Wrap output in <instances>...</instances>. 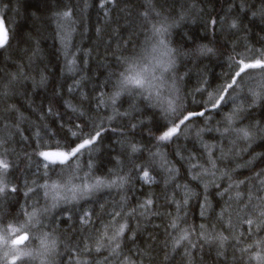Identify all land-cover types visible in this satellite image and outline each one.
Listing matches in <instances>:
<instances>
[{
  "label": "trees",
  "instance_id": "1",
  "mask_svg": "<svg viewBox=\"0 0 264 264\" xmlns=\"http://www.w3.org/2000/svg\"><path fill=\"white\" fill-rule=\"evenodd\" d=\"M0 9L14 37L0 48L9 165L0 227L29 235L23 246L1 237L0 264H261L250 257L264 256V69L234 74L264 54V0H0ZM133 70L152 76L145 87L126 83ZM232 79L235 91L222 93ZM206 107L158 140L181 113ZM94 129L97 146L44 167L40 152L68 151ZM97 180L106 183L89 187Z\"/></svg>",
  "mask_w": 264,
  "mask_h": 264
},
{
  "label": "snow or ice",
  "instance_id": "2",
  "mask_svg": "<svg viewBox=\"0 0 264 264\" xmlns=\"http://www.w3.org/2000/svg\"><path fill=\"white\" fill-rule=\"evenodd\" d=\"M6 6V5H5ZM103 6V5H101ZM3 9H0V12H2ZM62 16L65 18H68L70 16L69 12H64L62 13ZM232 28H237L238 24L236 21H233ZM10 39H14V37L11 35L9 29L6 27L5 21L3 19L2 16H0V48H5V46L11 47L9 41ZM206 51L211 52L212 49L211 48H207ZM239 71L235 72V76L239 77L241 81H243V76L241 75L242 73L244 74H248L245 73V69H256V68H260V69H264V54H261L260 59H256L254 63H245L243 60L240 61V64L238 65ZM126 83L129 84H135L136 86L143 88L145 87V81L143 78V73L140 71H135L133 70L132 75L126 77ZM234 85L238 86L237 80L236 79H232L230 83H228L224 88L221 89L222 93H227L228 89H232L233 91H235ZM116 97L120 96V92H117ZM211 99V98H210ZM226 97L224 94H220L218 95L214 100H212L211 103V107L212 108H218L220 106V103L225 101ZM113 103H115V98L113 99ZM168 107L166 109V111H175V107H174V100L173 101H168ZM210 109H208L207 107L203 110V111H199V112H191L188 114H183L181 113L179 119V123H176L175 121L171 122V126L168 127L166 126L167 130L163 131L162 134L158 137L159 141H170L173 139L174 136H177V134L180 132V125H185L186 121H189L192 119V117L194 116H199V117H204L205 116V112L209 111ZM227 119L229 121L232 120V117L229 116L227 117ZM243 132V135L245 138H247L249 136L248 131L246 130H241ZM73 136L76 135L75 132L72 133ZM102 136V131L101 130H93L92 132H90L88 134L87 138H83L80 137V141L82 142H78L74 147L72 145L68 146V151H59V152H55V153H60L62 154L63 158L60 159H52L50 158V153H54V152H48V151H42L39 153L40 156H42L44 158L45 161H48L49 163H45L44 167H49V164H56L57 162L64 164L65 162H68L70 160V158H78L79 154L81 153L82 150L88 149V148H93L94 146H97L98 141L100 140ZM132 152H137L139 149L137 148L136 145H132L131 147ZM9 165L7 163V161L0 159V169H2L3 171H7ZM143 175H142V179L145 182H152V177L149 175V172L141 169ZM195 179V177H194ZM125 178H121V183L120 186L123 187V183H124ZM106 182L101 181V180H97L96 185L94 186H89V187H98L100 185H104ZM112 184H115V181L112 182ZM106 186H111V185H106ZM7 188V184L4 183L3 180H0V194H3L5 192ZM12 191H15V189L13 188ZM184 203L187 204V200H184ZM146 205L151 206L153 204V201L151 199L147 200L145 202ZM31 215H35V213H31ZM85 216H87V213L85 214ZM261 216L264 217V213H261ZM247 223L249 225H257V221L253 220V219H248ZM173 228H176L177 225L175 223H173L171 225ZM125 228H127V224H122L119 227V230L116 233V236H121L124 233ZM12 231H16V229H12ZM112 239H116V237L114 236ZM187 239V235L185 234L184 236H182L180 238V240H186ZM219 239H221L222 241L225 240V237H220ZM180 240H177L176 243L179 244ZM258 243H264V241L258 242ZM117 248H119V243H117L116 245ZM249 247H252L251 245H249ZM250 259H255L257 261H260L261 264H264V256H261L260 254H257L255 257H250ZM6 262L8 261V257H5Z\"/></svg>",
  "mask_w": 264,
  "mask_h": 264
},
{
  "label": "rangeland",
  "instance_id": "3",
  "mask_svg": "<svg viewBox=\"0 0 264 264\" xmlns=\"http://www.w3.org/2000/svg\"><path fill=\"white\" fill-rule=\"evenodd\" d=\"M150 77H152L151 75H149V76H144L143 75V78H144V81H146L147 79H149ZM46 163H49L48 161H46ZM0 171H1V169H0ZM0 180H2V177L0 176ZM1 195V194H0ZM63 199V201H66V202H71V201H73L74 199L73 198H71V197H68V196H66L65 198L63 197L62 198ZM73 199V200H72ZM58 200H61V197L60 198H58ZM4 232V233H3ZM23 234V232H20V233H12V231H6V230H3L1 227H0V239H1V237H3L4 238V241L5 242H9L10 244H14L15 245V243H14V240H15V238H17L18 236H20V235H22ZM11 239V240H10ZM17 246V245H16Z\"/></svg>",
  "mask_w": 264,
  "mask_h": 264
},
{
  "label": "water",
  "instance_id": "4",
  "mask_svg": "<svg viewBox=\"0 0 264 264\" xmlns=\"http://www.w3.org/2000/svg\"><path fill=\"white\" fill-rule=\"evenodd\" d=\"M50 158L60 159L63 157H62V154H60V153H51ZM28 240H29V235L28 234H22V235L18 236L17 238H15L14 243L17 246H23Z\"/></svg>",
  "mask_w": 264,
  "mask_h": 264
},
{
  "label": "bare ground",
  "instance_id": "5",
  "mask_svg": "<svg viewBox=\"0 0 264 264\" xmlns=\"http://www.w3.org/2000/svg\"><path fill=\"white\" fill-rule=\"evenodd\" d=\"M91 192H92V191H91ZM95 192H98V191H95ZM84 194H85V193H84ZM85 195H86V194H85ZM71 196H72L71 198H74L76 195H75L74 197H73V195H71ZM76 198H77V197H76ZM79 198L81 199V197H79ZM84 198H85V197H84ZM88 198H89V196H88ZM57 201H58V200H57ZM75 203H76V202H75ZM59 204H60V202H59ZM73 205H74V204H73ZM77 205H78V204H77ZM54 206H55V205H54ZM69 206H70V205H69ZM59 207H60V206H59ZM64 207H65V206H64ZM75 207H76V206H75ZM50 211H51V210H50ZM10 240H11V239H10Z\"/></svg>",
  "mask_w": 264,
  "mask_h": 264
}]
</instances>
